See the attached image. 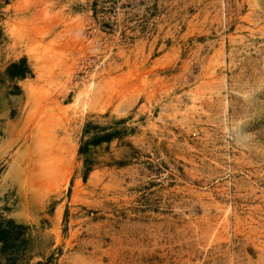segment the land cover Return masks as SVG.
Segmentation results:
<instances>
[{
	"label": "rangeland",
	"instance_id": "rangeland-1",
	"mask_svg": "<svg viewBox=\"0 0 264 264\" xmlns=\"http://www.w3.org/2000/svg\"><path fill=\"white\" fill-rule=\"evenodd\" d=\"M3 41L2 260L264 264V0H0Z\"/></svg>",
	"mask_w": 264,
	"mask_h": 264
},
{
	"label": "crops",
	"instance_id": "crops-1",
	"mask_svg": "<svg viewBox=\"0 0 264 264\" xmlns=\"http://www.w3.org/2000/svg\"><path fill=\"white\" fill-rule=\"evenodd\" d=\"M3 31H6L5 27H3ZM12 54H13V51L12 49L9 48V43H7L6 41L5 42L3 41V43H0V125H1L0 129L2 130V133H3L2 134L0 132V146H3L4 143H7L4 140V136H6V133L9 132V130L11 129V127H13V124H14L13 119H12V113H13L14 106L12 105L15 99V95L16 97L18 96V93L16 94V91L19 92V95L21 94L20 96H24V93H23L24 90L22 87V83L28 80L29 78H33V77H30L28 73L26 74L25 77H17L15 75V71L10 67L11 63L18 62L20 58L23 57L26 60L27 66L32 68L33 74L36 75V70L34 69V63L30 59V57L27 54H25L24 51H22V53L19 54L18 56L11 57L10 55ZM23 106H24V102L22 103V107ZM6 154H7V150L5 146H3V148L0 147V166L2 165L4 161L7 160ZM14 175H16L15 169L11 168L9 172L8 170L5 171V175L3 174V178L0 181V195H3L4 193L8 192L11 189L12 186L8 184V180L11 181ZM10 220L14 222V220L12 219L6 220L5 222L4 221H1V222L3 225L7 226V222H9ZM13 227L18 228L16 226H13ZM24 227H22V229H24ZM2 248H3V241H0V254L3 251ZM1 257L3 256L0 255V264H9L5 260H2ZM32 261L33 260H31L29 264H39L37 260L33 262Z\"/></svg>",
	"mask_w": 264,
	"mask_h": 264
},
{
	"label": "trees",
	"instance_id": "trees-1",
	"mask_svg": "<svg viewBox=\"0 0 264 264\" xmlns=\"http://www.w3.org/2000/svg\"><path fill=\"white\" fill-rule=\"evenodd\" d=\"M10 67L15 71V75L17 77H25L26 74H32L30 68L27 66L26 60L24 58H21L18 62L11 63ZM105 138H99L98 140H104ZM11 224V226H10ZM10 226V227H9ZM13 226H16L18 228H14ZM22 227H24L21 224H15L13 221L7 222V226L3 225L2 222L0 221V241H3V248L2 250L5 251V249L9 246L8 240L12 235V228L17 230L15 232L16 234L14 235L15 237H20ZM15 239V238H13ZM13 241V240H12Z\"/></svg>",
	"mask_w": 264,
	"mask_h": 264
},
{
	"label": "bare ground",
	"instance_id": "bare-ground-1",
	"mask_svg": "<svg viewBox=\"0 0 264 264\" xmlns=\"http://www.w3.org/2000/svg\"><path fill=\"white\" fill-rule=\"evenodd\" d=\"M93 86V82H90L89 83V85H88V87L84 90V96H85V98H84V100L82 101V107H83V109H85L87 106H88V100H87V96H88V94H89V92H90V90H91V87ZM83 93V92H82ZM79 95V94H78ZM77 95V96H78ZM81 96V95H80ZM77 101H78V99H77Z\"/></svg>",
	"mask_w": 264,
	"mask_h": 264
}]
</instances>
